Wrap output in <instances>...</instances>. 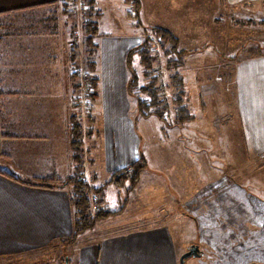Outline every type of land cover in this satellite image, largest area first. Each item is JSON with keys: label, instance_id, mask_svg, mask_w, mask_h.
Segmentation results:
<instances>
[{"label": "rangeland", "instance_id": "374dc122", "mask_svg": "<svg viewBox=\"0 0 264 264\" xmlns=\"http://www.w3.org/2000/svg\"><path fill=\"white\" fill-rule=\"evenodd\" d=\"M111 1L95 4L101 16L92 15L90 20H97L102 33L132 34L127 53L147 40L153 59L151 76L156 77L163 112L160 117L157 107L149 106L143 116L138 110L137 100H148L140 88L150 78L133 53L137 86L133 95L128 91L127 95L145 167L135 184L128 180L122 187L105 188L111 174L102 161V105L100 101L96 105L89 82L90 76L101 81L103 70L98 53V67L93 71L85 62L87 5L83 0L64 2L68 23L73 25L71 48L76 58L71 68L81 69L82 76L71 101L72 113L83 129L81 159L88 171L86 180L103 187L108 207L115 212L96 222L91 229L103 223L89 239H100L104 232L118 235L138 227L166 226L175 233L178 261L190 245H198L203 253L187 258L185 264H264V142L244 140L234 111L232 81L239 58L264 54V13H254L247 3L231 5L227 0H139L137 13L135 1L117 0L118 9ZM156 27L177 38L175 53H165L153 33ZM175 74L182 79L185 103L193 117L183 124L176 123ZM91 200L95 212L99 198ZM74 242L53 243L37 253L41 258L35 262L48 258L60 262Z\"/></svg>", "mask_w": 264, "mask_h": 264}, {"label": "crops", "instance_id": "0c3cea01", "mask_svg": "<svg viewBox=\"0 0 264 264\" xmlns=\"http://www.w3.org/2000/svg\"><path fill=\"white\" fill-rule=\"evenodd\" d=\"M66 1L0 0V264H42L35 262L41 258L37 253L74 232L70 187L21 182L66 179L74 173L71 100L76 89ZM227 2L247 3L254 13H264V0ZM111 3L119 8L117 0ZM99 33L103 74L96 105H102L103 166L111 174L139 158L142 140L127 95L125 56L133 35L123 30ZM232 81L244 140L264 142V54L239 58ZM87 172L84 164L88 180ZM104 200L112 211L105 190ZM96 228L78 236L67 264H180L175 233L166 226L138 227L116 236L104 232L100 239H89Z\"/></svg>", "mask_w": 264, "mask_h": 264}, {"label": "trees", "instance_id": "16d2710c", "mask_svg": "<svg viewBox=\"0 0 264 264\" xmlns=\"http://www.w3.org/2000/svg\"><path fill=\"white\" fill-rule=\"evenodd\" d=\"M85 5H87V9L85 11L86 17L88 18L85 24L83 25V29L85 32L84 39V54H85V62L90 69L93 71L96 67L95 55L98 51L99 45L95 42V38L100 36L99 34V26L97 20H90L92 15H95L96 18L101 16V12L95 10V0H83ZM135 1L136 4V13L139 8V0H131ZM153 33L155 38L157 37L160 41L162 48L165 53L171 54L178 48V40L172 35L168 30L162 28H153ZM133 53L137 54L140 57V63L144 69V75L150 78V83L146 86L140 88L141 91L148 94V100L138 99L137 100V108L142 113L143 116L147 115L145 110L149 108V106L157 107L156 113L162 117V100L159 98V89L156 85V77L151 76L152 74V62L153 59L150 55V46L148 45L147 40L143 41L140 45L130 50L126 56V64L130 71V77L127 82V91L130 95H133V89L137 86V76L134 73V70L131 67V60ZM76 56L73 53V60ZM75 62V61H74ZM73 71L74 76V84L75 88L80 86V82L78 85V77ZM177 74L172 76V86L175 93V102L177 109V117L176 123L183 124L193 119L191 116L189 109L185 103L184 99V90L182 79H178ZM89 82L91 86L94 88L92 93L93 98H97L98 96V84L99 79L97 77H89ZM72 120V150H73V161H74V173L67 177L66 179H60L56 177L44 178V179H36L34 181H21L24 184L37 186L47 189H58L64 187H70V202L73 208V227L74 232L73 235L63 242H74L77 240L78 236L94 227L96 222L100 219L106 218L115 212L109 211L104 207V189L102 186H93L86 179H84L83 172L84 166L81 159V152L83 151V129L81 128L80 123L77 121V118L73 115L71 117ZM145 167V160L142 156H140L136 161L128 165L127 167L121 168L119 170L111 173V178L108 181V184H113L115 187H122L126 181H130L133 185L138 179L142 169ZM12 177V176H11ZM17 180V179H16ZM19 181V180H18ZM107 184V183H106ZM92 196H97L99 200L97 201V211L93 212L92 207ZM48 255H44V258L48 257ZM67 255L62 258L59 257L61 263L66 262ZM51 259H44L42 264L51 263ZM41 263V262H39Z\"/></svg>", "mask_w": 264, "mask_h": 264}, {"label": "water", "instance_id": "95a60500", "mask_svg": "<svg viewBox=\"0 0 264 264\" xmlns=\"http://www.w3.org/2000/svg\"><path fill=\"white\" fill-rule=\"evenodd\" d=\"M202 252L200 251L198 245H192L189 250H187L181 257H180V264H185V260L189 257H199L201 256ZM67 261V259H66ZM67 264V262H66Z\"/></svg>", "mask_w": 264, "mask_h": 264}, {"label": "built area", "instance_id": "2783aa9c", "mask_svg": "<svg viewBox=\"0 0 264 264\" xmlns=\"http://www.w3.org/2000/svg\"><path fill=\"white\" fill-rule=\"evenodd\" d=\"M80 71H81V69H76L75 70V72H77L78 73V76L79 77H82L81 75H79L80 74ZM93 199H94V201L97 199V196H94V197H92Z\"/></svg>", "mask_w": 264, "mask_h": 264}, {"label": "flooded vegetation", "instance_id": "af4514ba", "mask_svg": "<svg viewBox=\"0 0 264 264\" xmlns=\"http://www.w3.org/2000/svg\"><path fill=\"white\" fill-rule=\"evenodd\" d=\"M192 245H190V247H191ZM190 247L188 248V250L190 249ZM203 255V253L201 254V256Z\"/></svg>", "mask_w": 264, "mask_h": 264}]
</instances>
